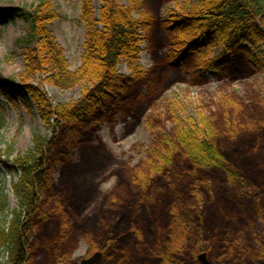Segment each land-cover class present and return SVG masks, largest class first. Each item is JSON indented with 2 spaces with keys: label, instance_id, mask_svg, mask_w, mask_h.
<instances>
[{
  "label": "rangeland",
  "instance_id": "1",
  "mask_svg": "<svg viewBox=\"0 0 264 264\" xmlns=\"http://www.w3.org/2000/svg\"><path fill=\"white\" fill-rule=\"evenodd\" d=\"M48 1L59 15L48 29L75 71L82 65L87 34L80 22L82 0ZM103 1L93 0L96 16ZM33 2L0 0L3 80L17 82L25 71L24 48L19 44L24 22L18 9ZM119 2L131 5L130 0ZM137 2L153 20L135 61L142 72L135 76L129 63L121 62L118 70L130 82L119 101L79 127L69 147L56 149L52 183L44 197L48 218L36 221L30 262L83 264L101 253L88 264H172V259L175 264H202L199 254L205 253L211 264H264V70L242 49L225 57L223 74L197 71L195 58L173 66L169 56L176 34L166 33L163 21L174 12L196 9L199 0ZM133 16L142 18L138 13ZM220 56L221 50H215L212 58ZM46 77L38 73L27 82L39 87L53 106L79 99L82 84L60 88ZM0 102L6 117L1 150L12 145L14 154L25 153L36 133L48 135L35 106L3 98ZM200 115L221 132L219 148L242 173L243 187L229 184L219 171L193 173L180 153L166 177L152 176L144 184L141 174L149 173V147L160 135L171 134L173 117ZM227 122L235 127L226 131ZM9 172L0 163V193L2 189L12 210L17 206L12 184L19 176ZM193 178L201 180L198 190L191 188ZM172 208L182 215L196 214L205 251L196 254L189 247L177 255L168 251Z\"/></svg>",
  "mask_w": 264,
  "mask_h": 264
},
{
  "label": "trees",
  "instance_id": "2",
  "mask_svg": "<svg viewBox=\"0 0 264 264\" xmlns=\"http://www.w3.org/2000/svg\"><path fill=\"white\" fill-rule=\"evenodd\" d=\"M130 2L127 7L119 0H104L96 16L93 0H82L80 22L87 34L82 65L75 71L69 69L62 47L48 29L59 18L52 4L48 0H35L28 8L18 9L24 22L19 44L24 48L26 67L17 82L0 78V98L28 108L35 106L49 133H36L32 148L25 153L14 154L12 145L0 149V163L8 167L10 174L19 176L12 184L17 199L14 209L7 208V196L2 189L0 193V264H31L30 238L36 221L48 218L44 197L49 195L56 149L69 147V139L79 127L97 114L107 113L119 101L130 82L118 70L121 62H128L135 76L142 72L135 61L143 34L151 29L153 20L144 14L141 3ZM190 2L185 0V4ZM134 13L142 18L135 19ZM163 28L166 33L176 34L169 56L173 66H182L195 58L197 71L222 73L228 62L225 57L242 49L255 66L264 70V0H199L196 9L170 14L163 21ZM215 50H221V58H212ZM38 73L47 75L45 81L60 88L82 84L79 99L53 106L39 87L27 82ZM1 105L0 102V130L6 124ZM173 122L171 134L160 135L149 147V173L141 174L144 184L152 176L166 177L175 154L180 153L193 173L219 171L229 184L243 187V175L219 148L221 132L209 118L173 117ZM232 127L235 125L227 122L225 130ZM201 184V180L193 178L191 188L198 190ZM172 214L168 251L173 255L186 247L196 254L205 251L201 234L197 233L196 214L182 215L178 208H172ZM174 261L171 263L175 264Z\"/></svg>",
  "mask_w": 264,
  "mask_h": 264
},
{
  "label": "water",
  "instance_id": "3",
  "mask_svg": "<svg viewBox=\"0 0 264 264\" xmlns=\"http://www.w3.org/2000/svg\"><path fill=\"white\" fill-rule=\"evenodd\" d=\"M99 256H100V253H97V254H95L92 258L87 259V260H84V261H83V264H86V263L92 262V261H94V260L96 259V257H99ZM199 260L202 262V264H211V263L208 261L207 256H206L205 253H201V254L199 255Z\"/></svg>",
  "mask_w": 264,
  "mask_h": 264
},
{
  "label": "flooded vegetation",
  "instance_id": "4",
  "mask_svg": "<svg viewBox=\"0 0 264 264\" xmlns=\"http://www.w3.org/2000/svg\"><path fill=\"white\" fill-rule=\"evenodd\" d=\"M100 256H101V255H100ZM100 256H99V257H100ZM99 257H96V259H99ZM96 259H95V260H96ZM89 263H91V262H89ZM86 264H88V263H86Z\"/></svg>",
  "mask_w": 264,
  "mask_h": 264
}]
</instances>
